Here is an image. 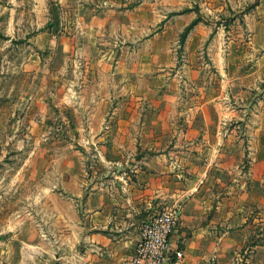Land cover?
<instances>
[{
    "label": "crops",
    "instance_id": "obj_1",
    "mask_svg": "<svg viewBox=\"0 0 264 264\" xmlns=\"http://www.w3.org/2000/svg\"><path fill=\"white\" fill-rule=\"evenodd\" d=\"M55 1L47 30L58 86L66 81L58 109L85 149L59 151L58 222L69 224L58 229V264H134L144 222L164 210L180 218L171 245L183 264H264V119L250 120L252 105L234 89L249 63L264 74V53L246 51L264 50V0H215L217 15L230 11L231 36L201 16L183 43L198 16L176 15L174 0ZM110 29L124 35L117 52L102 49L115 45ZM248 123L256 130L240 135ZM31 239L16 264L42 262L46 249Z\"/></svg>",
    "mask_w": 264,
    "mask_h": 264
},
{
    "label": "rangeland",
    "instance_id": "obj_2",
    "mask_svg": "<svg viewBox=\"0 0 264 264\" xmlns=\"http://www.w3.org/2000/svg\"><path fill=\"white\" fill-rule=\"evenodd\" d=\"M49 1L0 0V264L18 263L17 248L22 242L32 241V237L46 249L38 264H58L55 260L58 229L69 224L58 222L59 151H85L82 145L71 141L70 128L62 125L64 114L58 109V88L61 89L66 81L58 86V65L62 64L58 63V56L53 59L56 45H51V40L54 35L47 30L58 16L53 11L57 8L56 1ZM138 1L128 0L127 6L131 8ZM174 1L176 13L195 12L198 17L192 24L196 22V25L204 16L208 24L224 29V40H228L229 33L231 36L233 18L230 11L217 15L212 10L217 8L215 0ZM107 7L105 4L102 9ZM78 17L84 18L81 14ZM118 18L116 15L113 21L119 22ZM184 33L180 36L182 43L186 38ZM74 34L79 39L84 38V31ZM123 36L122 30L110 29L105 39L115 45H103L102 49L117 52L124 44ZM81 45L79 41L80 53L85 50L87 54L91 53ZM225 46L228 47L226 43ZM246 51L251 56L259 54L258 57L264 53L263 49L255 52L253 48H247ZM72 63L66 59L65 71H61L66 73L67 80L73 76ZM253 65L255 62L246 67L250 74L255 71V66L251 68ZM87 66L88 61L79 58L77 69L80 74ZM256 68L260 70L261 64ZM250 74L237 80L234 89L239 90V104H248L247 109L252 105L254 116L250 120L259 122L264 119V74L261 71ZM224 90L226 92V88ZM247 117L239 113V118ZM248 125L250 127L244 125L239 129L240 135L246 136L257 128L252 126L253 123ZM104 129L109 131L110 127L107 125Z\"/></svg>",
    "mask_w": 264,
    "mask_h": 264
},
{
    "label": "built area",
    "instance_id": "obj_3",
    "mask_svg": "<svg viewBox=\"0 0 264 264\" xmlns=\"http://www.w3.org/2000/svg\"><path fill=\"white\" fill-rule=\"evenodd\" d=\"M180 224L175 210L150 216L143 224L134 264H183L185 252L174 249L171 238Z\"/></svg>",
    "mask_w": 264,
    "mask_h": 264
},
{
    "label": "trees",
    "instance_id": "obj_4",
    "mask_svg": "<svg viewBox=\"0 0 264 264\" xmlns=\"http://www.w3.org/2000/svg\"><path fill=\"white\" fill-rule=\"evenodd\" d=\"M196 22H194V24H192L189 28L186 29L185 31V35H187V33L192 29V27L195 25Z\"/></svg>",
    "mask_w": 264,
    "mask_h": 264
}]
</instances>
